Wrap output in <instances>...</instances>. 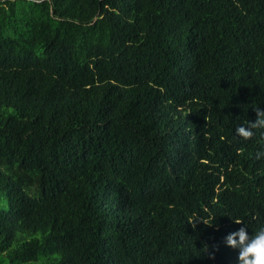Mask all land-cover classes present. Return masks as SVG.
Listing matches in <instances>:
<instances>
[{
    "label": "trees",
    "instance_id": "obj_1",
    "mask_svg": "<svg viewBox=\"0 0 264 264\" xmlns=\"http://www.w3.org/2000/svg\"><path fill=\"white\" fill-rule=\"evenodd\" d=\"M256 108L264 0H0V264H238Z\"/></svg>",
    "mask_w": 264,
    "mask_h": 264
},
{
    "label": "clouds",
    "instance_id": "obj_2",
    "mask_svg": "<svg viewBox=\"0 0 264 264\" xmlns=\"http://www.w3.org/2000/svg\"><path fill=\"white\" fill-rule=\"evenodd\" d=\"M255 122H247V127L239 126L235 129L236 135L251 139L253 136L252 129L264 128V111L255 109ZM257 158L264 156V152H257ZM240 224L242 221H235ZM227 246L238 249V264H264V226L260 227L251 237L247 234L244 227L238 231L229 234L226 237Z\"/></svg>",
    "mask_w": 264,
    "mask_h": 264
}]
</instances>
